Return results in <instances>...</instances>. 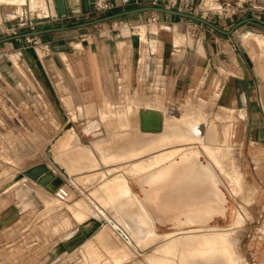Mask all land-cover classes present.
Listing matches in <instances>:
<instances>
[{
    "label": "crops",
    "instance_id": "obj_1",
    "mask_svg": "<svg viewBox=\"0 0 264 264\" xmlns=\"http://www.w3.org/2000/svg\"><path fill=\"white\" fill-rule=\"evenodd\" d=\"M42 1L43 3L39 0L33 9L26 3L1 2L0 38L11 35L10 27L20 25V18L34 23L35 29H39L70 26L89 20L93 13L79 10V0H64L66 14L54 19L51 18L55 12L53 2ZM115 1L116 5L112 11L132 8L130 5L136 2ZM172 1L174 4L170 3V6L182 3L181 0ZM158 2L164 5L161 0ZM210 4L208 6L210 9L237 4L236 7L241 11L242 7L240 3L229 1ZM188 5L189 0H185L183 8L186 9ZM150 13L128 15L129 27L125 34L120 31L106 33L100 31L101 29L94 31L88 26L36 36L44 44L37 46L42 49L41 56L37 52V47L30 46L27 38H16L0 43V152L3 150L1 140L6 125L12 124L16 129L22 128L23 107L26 105L36 108L38 104L47 102L55 109L56 107L66 109L70 114L71 109L77 112L78 105L92 111L93 107L90 108L85 103L120 101V88L123 87L128 88V100L135 103L162 100L169 102L172 98L190 92L197 98L196 101L202 98L231 107L237 114L244 112L242 118L236 114L240 125L237 130L239 144H245L249 157L253 152L259 154L261 172L264 176V49L253 38V34L264 37L263 25L247 22L238 28L250 27L243 32L244 34L240 35L236 29L232 34L226 35L202 24L195 36L188 37L180 30L185 17L160 13L161 23L144 25L141 20L148 18ZM256 17L262 18V12L256 14ZM212 22L223 29H228L232 25H226L223 20L215 19ZM96 25L94 27H97ZM141 25L145 26V33L143 32L145 40L142 39L138 28ZM27 30L26 27H20L19 33ZM245 41H248V44H244ZM77 42L82 46H76ZM13 55L15 62L11 59ZM200 95L209 96L212 100ZM65 103H69L70 106L65 107ZM5 104L14 110L10 122L8 121L10 118L3 110ZM74 114L70 116L72 121H75ZM77 114L78 117L92 118L84 113ZM98 114L99 111L96 116ZM100 126L105 132L104 125L101 123ZM48 148L49 145L45 150ZM70 154L88 155L87 157L96 160L92 150L81 144L71 146ZM33 165L27 166L24 170ZM24 177L13 180L10 185L16 183L14 185H18L19 191L25 192L24 189L30 186L25 187L23 185L25 181L17 183ZM133 177L136 178L128 177L129 184ZM62 179L60 174L57 175L56 179L49 183L48 191L54 190L57 186L55 181L60 183ZM8 187H5L1 194L9 192ZM137 189L138 191L133 190L139 192L138 185ZM36 193V190H28L25 196L18 198L37 199L39 196ZM34 208L16 207L12 209L14 212L10 208L1 212L0 264H87L88 261L82 253V245L87 237L77 221L76 224L72 221L70 227H65V232H68L60 236L65 239L63 243L60 242L63 239L59 237L56 242L50 240L53 242L36 248V241L32 239L33 242L30 243L34 246L32 251H24L23 239L30 231L34 235L33 231L39 229L37 224L26 223L23 219L26 211ZM166 225L169 224L157 222L156 229ZM12 245L14 248L23 246L22 254L17 251L16 255H9Z\"/></svg>",
    "mask_w": 264,
    "mask_h": 264
},
{
    "label": "rangeland",
    "instance_id": "obj_2",
    "mask_svg": "<svg viewBox=\"0 0 264 264\" xmlns=\"http://www.w3.org/2000/svg\"><path fill=\"white\" fill-rule=\"evenodd\" d=\"M156 1H157V5H162V6L167 5L169 8H173V9H177L179 6H181L180 8L183 11H188V12L195 13L198 15L201 13L203 15V17H206V18L210 19L211 21L215 20V19L216 20H223V21H225V24L229 25V26L231 24H233L236 20H238L244 16H249V15L256 16V14H258L260 12H262V18H264V0H208V1L207 0H192V1L189 0V5L187 6L186 9L183 8V2H185V0H181L180 2H182V3H180V5H176L173 7L170 6V3L173 2L172 0H161V2L164 3V5L159 4V2H158L159 0H156ZM221 1H225V2L229 1L230 3H232V2L233 3L234 2L240 3L242 5V7H240L241 11H239V7L236 8L237 4H233L234 6H231V5L227 6L230 9L227 11H224V14H222L220 17L218 15V13L216 12V9H209L208 8L210 3H212V2L219 3ZM19 2H20L19 4H25V3L30 4L29 0H20ZM40 2L43 3V1H41V0H40ZM148 4H151L150 0H136V2L130 6L136 7V6H143V5H148ZM233 8H235L238 11V13H236V14L231 13ZM119 10H122V8ZM242 10H244V12ZM151 13H150V15H151ZM98 14L99 13H97V12L91 13L89 19L100 16ZM129 18L130 17H128V16H123L120 18L112 19L110 21L98 23L101 25L97 24L96 25L97 27H94L95 25H92L90 28L94 31L97 29H101L100 31H105L106 33H109V32L113 33V32L118 31V29H120L122 26L129 27V24H128L129 22H127L129 20ZM120 20H122V23H120ZM189 20H190L189 18H183V21H184L183 27L180 30L182 32H184L188 37L189 36L193 37L196 35V33L198 32L200 27L203 25H200V27H198L197 29L194 30V32H192L193 31L192 28L189 27V24H190ZM141 21L143 24L144 23L146 24L147 18H145L144 20H141ZM131 23L134 24L136 22H131ZM151 24H153V23H150L149 25H151ZM204 26H205V24H204ZM26 28L29 29L28 27H26ZM238 28H236V29L238 30V32L240 34V33L246 32V30L249 29L250 27L246 26L243 29H238ZM141 31H142V29H141ZM40 43H41V41H40ZM244 44H248V41H245ZM38 48L41 51H42V49H41V47H37V52H38L39 56H41L42 54L39 53ZM261 48L264 49V47H261ZM120 94H121V97L119 98L120 101H117V102H115V101H113V102L102 101V102H98V103H85L88 107H90V106L93 107V110L91 112L89 111L90 109L84 108L83 105L82 106L81 105L76 106V110L78 109L77 112H73L75 109H73V110L71 109L70 114H68L66 112L67 111L66 109L62 110V109H58V107H56V109H55V108H53L52 104H49L47 102H44V104H42V103L38 104L36 108H30V106L26 105L23 107L24 119L22 121V128L16 129L15 125H12V124L6 125V129L2 134L3 140H1L3 150L0 152V214H1V212L3 213L4 210H7L9 208L12 210V209H15L16 207H20V208L35 207L34 209L27 210L26 214L23 216V219L26 223L37 224V228H39L37 231H33L34 235H32V232L30 231L28 233V235L23 239L22 242H23V245L25 248L24 251H32L34 246L30 245V243L33 241H36V244H35L36 248L46 246V244L48 245V242H53V241L56 242L60 236H63L64 233L68 232V231L65 232L64 229H65V227H70V225L72 224V221L74 222V224H76L75 221H77L79 224H81L79 222V215H78V211L80 209L78 206H81V203L85 204V202L91 201V204L90 203L89 204L92 206L98 207V209L99 208L101 209L102 207L105 209L107 207L106 209L108 212L106 211V209H105V211L103 209V213H102V211L100 212L101 216H104V217L110 216V214L112 212H114L112 214H114L116 218H118L120 216V214L118 213L119 211L117 212V211H115V209L118 207L117 203L119 202V199L124 200V198H121L124 195L123 194L121 195V193L119 194L117 192V189H115L116 192L118 193V195L116 196L117 193H115L111 188H106V187H109L108 185H111L114 182L113 178H115V177L120 178L122 176H127V178H128L130 175L132 177V174H128L129 172L126 173L127 167H128V165L132 159H133L132 161H134V156L139 155L140 152L143 151V149L138 151L136 154L130 153L132 155V158H129L131 156L130 155L126 159L127 156H125L123 154V152L122 153L117 152L116 153L117 156H120L121 159L118 160V157L115 156V157H117L116 158L117 160L115 158H114L115 160L114 159L111 160V158H110V160L107 159V160H105L106 162L105 161L102 162L104 159L101 160L102 158L100 156V153L97 150V147L107 143L111 139V134L109 132H107L106 129L104 132L103 128L100 126V124L102 123L101 122L102 120L100 118L102 117V114H103L105 109L116 112V113L118 112V114H119V113H122V111L126 110L128 108V105H131L133 107V105H135L136 103L141 104V105L143 104V107H146V108H149L150 106H153L154 104L155 105L160 104L159 106L156 107V109H159L160 114L161 113L164 114L165 111L170 112V108H168V106L171 108H173L172 106H175L176 111L178 109L179 110L181 109V110L187 111L189 113L190 112L193 113L196 111V109H199L200 112L198 111L197 114L199 116L202 115L201 117H203V118L206 117L205 120L207 122L206 123L207 125H209L210 120L215 121L217 128L221 132V136H219L220 139H223V133H222L223 125H225L229 128L231 137H229L230 140L228 143H225V145H227V146L229 145V147H231L230 152H232V151H233V153L235 152L233 155L234 158L232 157L233 153H230L229 158H231V160L230 159L229 160H230V162H234V164L236 166L238 164V169H236L237 167L234 169H236L237 171L239 170L238 175L240 174L239 175L240 183L237 184L234 181L233 182L229 181V183H228L229 190L225 185H223V184L220 185L221 189L223 190V192L225 193L226 198H227L225 214H224V216H215L212 219L211 223L215 224L217 226L225 227V228H229V226L231 227L228 230H226V231H228L227 233H229L230 238H234V241L231 240L232 242L228 243L229 245H231L229 250H232L233 255L235 256V257H232L235 259L231 258L233 262L230 264H233V263L236 264V262H237V264H264V176L261 172V164H260L261 159L259 158L260 157L259 154L255 153V152H253L251 154V156L249 157L248 150H246V148H245V144H242V145L239 144L240 142H239V138L237 136V130L240 127V125H239V118L240 117L239 116H237L239 118L236 117L237 113L233 112V110H232L231 113L226 114V112H224V111L221 112L220 109H216L211 114L210 113L211 110L213 108H219V106H218L219 104L213 103L210 100L209 101L204 100L202 98H200L199 100L196 101L197 98H195V96L190 92L187 94L178 96L176 98H172L171 101H169V102H166L164 100L158 101V102L152 101V102H150V103H153L151 105H150V103H146V102H136L135 103V101L132 100L134 102V103H132V101H129L128 100L129 99V96H128L129 92H128L127 87L120 88ZM200 97H203L205 99L210 98L209 96L206 97V96H201V95H200ZM210 99L212 100V98H210ZM127 100L130 103H128ZM168 100H170V99H168ZM67 105L70 106L69 103H67V104L65 103V107H68ZM159 107H161V108H159ZM111 109H113V110H111ZM164 109H167V110L163 111ZM3 110L6 112L8 118H10L8 120L10 122V120L12 119L11 116H13V114H14V110H12L7 104H5L3 106ZM98 111H99V114L97 115L98 116L97 117L96 114ZM184 111H181V112H184ZM187 112H184V113L186 114ZM202 112H206V113H208V115L205 113H202ZM72 113H75L73 115V119H75V121H72L70 119V116L72 115ZM77 113H84V114L88 113L87 116H92V118H88V117L85 118V116L74 118V116L78 115ZM172 113H174V112H172ZM172 113L170 112L169 114L172 115ZM189 113H187V115ZM177 114L178 113L176 112V115ZM204 115H205V117H204ZM91 120L97 121L98 125L97 126H91L90 130L86 131L85 127L89 124L88 122ZM71 125L74 126L76 132L80 136V139L82 141L80 143L81 146H83V147L87 146L88 148H90L92 150L94 157L96 158V160L100 164V168L103 169V173L101 174L102 176L99 177V179L96 178V180H94V178H93V181L91 180L92 178H90L88 176L82 177L79 184H82L83 183L82 181H84V183L85 182L86 183L85 184L83 183L81 185V187L78 186V187L72 188V190L70 187H68V185L65 184V182L61 181L59 186L63 184L64 186H66L71 191L69 190V197L65 201L60 202L59 200H57V198L54 195V191H55L56 187L52 191H48V188H49L48 185L49 184H47L46 186L39 185V187L36 188V185H38V184H35V182H33L31 179H29L28 177L23 175V173H21V171H23L24 168H26L29 165H33V164L44 162V161H46V162L50 161V159H48V157H47V154L45 153V149H46L48 143L50 141H52L53 139L56 140V138H58L59 135H61V133H63V131H65ZM224 138H225V136H224ZM218 143H222V141L220 140ZM238 150H240V151H238ZM14 154L16 155V157ZM142 154H143V152L140 154V157H142V158L139 157L140 159H144L143 158L144 155H142ZM150 155L152 156V154L150 152H149V155L145 154V156H146L145 159L152 158V157H148ZM235 157H237L236 161H235ZM139 158L135 159V161H140ZM128 159H130V161ZM232 159H234V160L232 161ZM229 160H228V162H229ZM222 167L225 171L229 170V168H228L229 166L226 163L225 164L222 163ZM237 171L234 170L233 172L236 173ZM229 175H230V173H229ZM22 176H25L26 179H28V181H26V179L24 177L20 181H18L17 183H20L21 181H25V183L23 185L25 187H27L29 185L30 186V187H28L29 191L36 190V192L38 193V194L37 193L36 194L39 196V198H37V199H34L32 197L24 198V199L18 198V196H25L28 190H26L25 192H20L18 187H17L18 185H14L16 183L13 184L14 186L10 185V183H12L13 180L20 179ZM231 176L234 177L233 175H231ZM235 178H238V176H235ZM87 179H89L92 182H89ZM99 180H100L102 186L100 184H98V183H100ZM111 181H112V183H111ZM103 182H104V184H103ZM50 183H52V182H50ZM109 183H111V184H109ZM140 184H141L140 182H138V181L136 182L135 177H133L132 181L129 184L132 192L137 196H139L141 193V187H140L141 185ZM8 185H10V186L8 187ZM137 185L139 186V189H140L139 192H136V191H138ZM131 186L136 191H134ZM5 187H8L7 190H9V192L1 194L2 190ZM102 187H103V189H102ZM110 187H112V186H110ZM234 187L236 189H234ZM94 189H98V190H95V192H94ZM99 189L100 190L102 189L104 191V193H106V192L108 193V191L111 189V191H109L111 193V195H110L111 198L107 193H106L107 196H106V194L101 193L102 190L100 192ZM105 189H106V191H105ZM44 191H45V193H44ZM41 193H43L44 195H42ZM101 195H103L105 198L102 196L103 200L99 201L98 198L99 199L102 198ZM78 196L81 197V200H80V197H78ZM94 197H96V198H94ZM113 197L116 199H114ZM107 198H108V200H107ZM51 199L52 200L54 199V200L51 201ZM95 199L98 200L97 203H96L97 200L95 201ZM74 200H76V201H74ZM77 200L80 202L78 203ZM123 200H120V201L123 202ZM50 201H51L52 206H51V204L48 205L50 203ZM94 201H95V203H94ZM105 202L107 203L106 206L104 204ZM121 202H119V203H121ZM77 203H78V205H75ZM98 203L101 206L98 205ZM115 203H116V207L114 206ZM119 203H118V205H119ZM93 204H95V205H93ZM112 204H114V205H112ZM74 206H76V207H74ZM113 207H115V208H113ZM69 208H71L72 211ZM74 211H75V213H74ZM11 214H9V215H11ZM75 214H77V215L75 216ZM68 220H69V222H68ZM238 220H239V222H237ZM156 223L157 222H154V225H155L154 230L158 233H163V232L168 233L177 227V225H175L169 221H166L164 223H167L169 225L159 226L158 230H157L156 229ZM74 224L72 226H74ZM80 228H81V225H80ZM186 230L187 229H185V231ZM100 233H102V231L98 232V234H95V235L91 234L88 237H87V234L85 233L87 240H85V242L82 245V253L85 255V259H87V261H88L87 264H169L162 257L168 258L170 261H172V264H196V263H198L197 262L198 257L201 258V256L198 254L199 253L198 251L201 250L202 247H204L203 245H206L205 243L204 244L202 243V240L198 239L199 237H197V236H200V234L196 233V232L191 233V235H193V237L195 235L194 238L195 239L197 238L196 241L199 240L198 243L195 240H194L195 241L194 243H193V240L190 243V240L192 239V236L190 235V233H189V235L187 233H183L184 236L186 235V237L187 236L191 237V239L189 238L190 240H187L190 243V244H188L189 246H187V244H185V241L183 243L184 236L182 238L180 237L181 241L179 240V242L180 243L182 242V245H181L177 240L178 238L159 240L160 242H158L157 241L158 239H156L157 242H155V239L149 237L150 235L148 236L147 233L146 234L143 233L144 235L141 234V237L139 239H138V237L140 236V234L137 238L133 237L131 239V243H129L128 245H126V246L120 245L119 247H121V248L119 249L120 251H119V255H118L117 245L122 243V242L115 243L114 247L113 246H112L113 248L110 247L111 251H109L108 247L111 246L110 244L112 242L110 241V243H109L107 240H103V239L99 238L98 236L100 235ZM72 234H74V232H72ZM32 236H34V238ZM204 236L205 235H201L200 237H204ZM188 237H187V239H188ZM150 238L153 240L151 241ZM156 238H158V237H156ZM32 239H35V240L32 241ZM60 239H63V238L60 237ZM50 240H53V241H50ZM63 241H65V239L60 240V242H62V243H63ZM183 244L185 245V247L183 246ZM228 244H226V245H228ZM215 245H217V244H215ZM13 246L14 245L11 246L12 250L10 251L9 255L14 256L18 253L22 254L23 246H21L20 248L19 247L14 248ZM183 247H184V249H183ZM181 248L183 249V252L186 250L189 251V249H190L189 252H191V249H193L196 252L195 249H198V251H197L198 253L195 254V253H193V250H192L191 254L190 253L187 254V252H186L182 258L181 254L183 252H182ZM185 248H187V249L185 250ZM220 248H221V246H220ZM114 250H115V252H114ZM17 251H18V253H17ZM116 252H117V254H116ZM173 253H175V255ZM179 253L181 256L178 255ZM228 253L231 254V251H229ZM112 254H114V256H112ZM115 254L117 255L116 258H115ZM170 255H172V256H170ZM177 255H178V257H177ZM173 256H175V258ZM218 256H222V260L224 263L231 262V261H229V257L226 255V252H220V253H218ZM207 258H209V257H207ZM234 260H235V262H234ZM95 262H97V263H95ZM163 262H165V263H163ZM206 263L216 264L213 262H206Z\"/></svg>",
    "mask_w": 264,
    "mask_h": 264
},
{
    "label": "bare ground",
    "instance_id": "obj_3",
    "mask_svg": "<svg viewBox=\"0 0 264 264\" xmlns=\"http://www.w3.org/2000/svg\"><path fill=\"white\" fill-rule=\"evenodd\" d=\"M19 1L20 0H0V3H16ZM29 2L30 8L33 9L37 6V2H39V0H29ZM39 5L41 6V3ZM138 28H140V31L141 29L143 32L145 31L144 25H141ZM127 30V26H122L120 29H118V31L124 34L125 32L127 33ZM142 31V39L145 40V32L143 33ZM176 36L178 40V32ZM253 38H255L256 42L261 47H264L263 36L253 34ZM75 45L79 47L82 46L80 42H77ZM38 51L40 54H42V51L39 48ZM64 56L65 55L63 54V57ZM14 58L15 57L13 55L11 57L13 62H15ZM129 101L128 103H130ZM132 103L134 102L132 101ZM157 106L159 105L154 104L153 106L146 108L143 107V104L141 105L136 103L135 105H133V107L131 105H128V108L119 114L118 112L116 113L105 109L102 117H99L102 120L101 122L104 125L106 131L111 134V139L107 143L97 147V150L102 158L101 160L104 159L102 162L107 159L110 160V158L111 160L114 158L116 159L117 157L118 160L121 159L120 156H117V152H123V154L127 156V159L131 154H136L138 151L143 149L142 155H144V159H140L142 158L140 157V154L142 152H140L139 155H133L134 161H132L133 159L131 160L126 170V173L129 172L128 174L136 176V181L141 183V193L139 196H137L132 192L127 176L113 178L114 182L112 183L111 181L112 184L109 183L111 185H108L109 187L106 188H111L115 193L118 192L119 194L121 193V195H124L123 197H121L124 198V200L119 199V202H121L120 200H123V202H121L122 204L117 201L118 199L116 200L119 205L116 202L118 207L115 209V211H119L118 213L120 214V216L116 218L115 215L112 214L114 212H110L112 214L111 215L109 213L110 216H101L100 212L102 211L103 213L104 208L102 207L101 209H98V207L90 205L91 201H87L85 202V204L81 203V206H78L80 208H78V215L79 222L81 223V229L87 234V237L91 234L95 235L98 234V232L102 231V233H100L98 237L103 240H107L109 243L110 241L112 242L110 244L111 246L108 247L109 251H111V248L114 247L115 243L122 242L117 245L118 255L120 251L119 249L121 248L119 246L128 245L129 243H131V239L133 237L137 238L139 234L140 236L138 237V239L141 237V234L144 235L143 233H147L148 236L150 235L149 237L155 239V242H160L159 240L170 238H178L177 240L179 242V240L184 236L183 233H187L188 235L190 233L191 235V233L196 232L199 233L200 236L205 235L204 237H197H199V240H202L203 244H206L203 245L205 248L202 247V249L199 251L198 249H195V252L193 249H191V252L192 250L195 254L199 252L198 254L201 256V258L198 257V263L196 264H208L206 262H213L216 264H230L233 262L232 259H235L232 257L235 256L233 255V251L229 250L231 245H229L228 243L234 241V238H230L229 233H227L228 231L226 230L231 227L229 226V228H225L211 223L212 219L215 216H224L225 214L227 198L220 185H225L229 190V181H234L237 184L240 183V174L238 175L239 170H236L238 169V164L236 166L234 162H230L231 158H229L230 153H233V151L230 152L231 147H229V145H225V143H228L230 140V130L227 126L223 125V139H220L219 136H221V132L217 128L215 121L210 120L209 125H207L205 115V118H203L201 117L202 115L199 116L197 114L199 109H196V111L194 110L195 112L193 113H189L180 109L181 111L189 113L187 115V113L185 114L184 112H181L178 108V110L176 111L175 106H172L173 108L168 106V108H170V112L175 113H172V115H170V112L165 111L167 109L163 110L165 111L164 114H160L159 109H156ZM218 106L219 108H213L210 113L212 114L216 109H220L221 112L224 111L226 112V114L231 113V111L233 110L231 109V107H227L225 105L219 104ZM176 112L178 113L177 115ZM202 113L208 115V113L206 112ZM238 116L240 118L244 117V112H239ZM77 117V115L74 116V118ZM88 123L89 124L85 127L86 131L90 130L91 126L98 125L97 121L91 120ZM220 140L222 141V143H218ZM81 142L82 141L80 139V136L76 132L75 128L73 126H70L65 131H63V133H61V135H59L56 140L53 139L52 141H50L48 143L49 148L45 150L48 159H50V161L46 162L47 166L53 169L57 175L60 174L63 178L62 182H65V184L68 185L71 190L72 188L78 186L81 187V185L84 183V181H82L83 183L81 182L82 184H79L82 177L88 176L92 178L91 180L93 181V178L94 180H96V178L99 179V177H101V174L103 173V169L100 168V164L97 160H93L92 158L87 157L88 155L72 156L70 154L71 146H78ZM149 152L152 154V156L150 155L148 157L152 158L145 159V154L149 155ZM234 153L232 154V157ZM129 158H132V155ZM137 158H139L140 161H135V159ZM236 158L237 157H235V161ZM128 160L130 161V159ZM233 160L234 159H232V161ZM222 163H226L229 166L228 171H225L223 169ZM234 170L237 172H233ZM231 175H233L234 177H232ZM235 176H238V178H235ZM87 180L89 182H92L89 179ZM55 182L57 183V188L60 183H58V181ZM55 182L53 184H55ZM35 184L38 183L35 182ZM98 184L101 185V182ZM110 186H112L113 188ZM38 187L39 184L36 185V188ZM235 187L234 189H236ZM111 189L109 191H111ZM115 189H117V192ZM24 190L26 191L28 190V188ZM95 190L98 189H94V192ZM109 191L108 193H106L110 196L111 193ZM101 193H104V191L102 190ZM118 193L116 194V196L118 195ZM41 194L44 195L43 193ZM103 195H101V197ZM103 197L100 199L98 198V200H103ZM53 200L51 199V201ZM96 200L97 199H95V201ZM98 200L96 201V203L98 202ZM51 201L49 204H47L50 205ZM79 202L80 201H78V203ZM78 203L75 205H78ZM116 203L115 205H112L116 207ZM104 204L106 206L107 203L105 202ZM98 205L100 204L98 203ZM76 215L77 214H75V216ZM166 221L177 225V227L175 226L176 228L168 233H158L154 230V222L164 223ZM237 222H239V220ZM185 229L187 230L185 231ZM191 236L192 239L188 236L187 239L186 235L183 238V243L185 241V244H187V246H189L188 244H190L192 240L194 243L197 239L194 238L195 235L194 237L193 235ZM153 239H151V241ZM156 239L158 240L156 241ZM187 240H190V243ZM199 240L196 242L198 243ZM180 244L182 245V242ZM183 246L185 247L184 244ZM186 249L187 248H185V250ZM189 251H184L181 254L182 258L186 252L187 254H191V252ZM229 251H231V254L228 253ZM220 252H226V255L229 257V261L231 262L224 263L222 260V256H218V253ZM175 253L173 254L175 255ZM180 253L178 254L179 256H181ZM116 254L115 258L117 256ZM112 256H114V254H112ZM206 256L209 258H207ZM173 257L175 258V256ZM162 258H164L169 264H172V261H170L168 258Z\"/></svg>",
    "mask_w": 264,
    "mask_h": 264
},
{
    "label": "water",
    "instance_id": "obj_4",
    "mask_svg": "<svg viewBox=\"0 0 264 264\" xmlns=\"http://www.w3.org/2000/svg\"><path fill=\"white\" fill-rule=\"evenodd\" d=\"M49 1L53 2L54 9H55V12L52 13L51 18H54V19L61 18L66 14L64 0H49ZM109 1L114 6L116 5L115 0H109ZM94 2L95 0H79V6H80L79 10H82L83 12H91L94 8ZM141 12H155V13L178 15L181 17L189 18L191 20L198 21L212 28L216 32H219L221 34H226V35L232 34L236 28H238L239 26L247 22H255V23H258L264 26V19L251 15V16H244L236 20L228 29H223L220 26L216 25L214 22H212L210 19L203 17L201 15L191 13L188 11L167 8L165 6L148 4V5H143V6L132 7V8L125 9V10L112 11V12L100 15L98 17H95L89 20L76 23L70 26H57V27L27 30L24 32H20L17 34H13V35L0 38V43L8 41V40L16 39V38L36 37V36H40L42 34L53 32V31H63V30H68V29H73V28H84V27L96 25L101 22L110 21L112 19L132 15V14H137ZM22 173L23 175H25L32 181L37 182L41 186H46L51 181L55 180L57 177V174L55 173V171L49 168L47 164L44 162L37 163L25 169Z\"/></svg>",
    "mask_w": 264,
    "mask_h": 264
},
{
    "label": "built area",
    "instance_id": "obj_5",
    "mask_svg": "<svg viewBox=\"0 0 264 264\" xmlns=\"http://www.w3.org/2000/svg\"><path fill=\"white\" fill-rule=\"evenodd\" d=\"M151 5H157V1L152 0ZM164 6L169 8L167 5H164ZM171 6H173V5H171ZM113 8H114V5L109 0H95L94 8L91 12H97V13H99V15H103V14H106V13L112 11ZM215 9H216V12L218 13V15L221 17V15L224 14V11H227L230 8H228L227 6H225V7L218 6ZM177 10H181V8L178 7ZM231 13L236 14V13H238V11L235 8H233ZM199 15L203 16L201 13ZM161 22H162V19L160 17V13L152 12L151 15L147 18L146 24H148V23L149 24L150 23H156V24L158 23L159 24ZM19 23H20V25H18V26H11L10 27L9 32L11 33V35L17 34L19 32L20 27H28L29 28L28 30L35 29L34 23H32L30 21H26L23 18H20ZM120 23H122V20H120ZM189 23H190L189 27L192 28V30H193L192 32H194L195 29H197L198 27H200V25H202L198 21L191 20V19L189 20ZM27 42L34 48H36L37 46H40V45L41 46L44 45L42 42L40 43V39L38 37H29V38H27ZM54 195L57 198V200L65 201L69 196V190L66 186L61 185L55 189Z\"/></svg>",
    "mask_w": 264,
    "mask_h": 264
}]
</instances>
